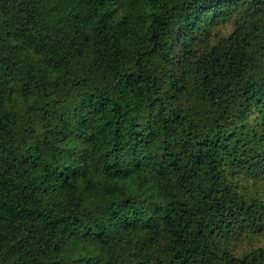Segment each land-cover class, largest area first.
I'll return each instance as SVG.
<instances>
[{
  "label": "trees",
  "instance_id": "obj_1",
  "mask_svg": "<svg viewBox=\"0 0 264 264\" xmlns=\"http://www.w3.org/2000/svg\"><path fill=\"white\" fill-rule=\"evenodd\" d=\"M0 264H264V0H0Z\"/></svg>",
  "mask_w": 264,
  "mask_h": 264
},
{
  "label": "rangeland",
  "instance_id": "obj_2",
  "mask_svg": "<svg viewBox=\"0 0 264 264\" xmlns=\"http://www.w3.org/2000/svg\"><path fill=\"white\" fill-rule=\"evenodd\" d=\"M177 51L179 52V48H177Z\"/></svg>",
  "mask_w": 264,
  "mask_h": 264
}]
</instances>
